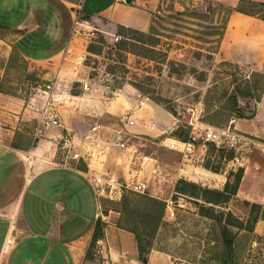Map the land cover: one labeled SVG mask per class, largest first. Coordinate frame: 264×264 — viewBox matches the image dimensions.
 I'll use <instances>...</instances> for the list:
<instances>
[{
  "label": "rangeland",
  "instance_id": "rangeland-1",
  "mask_svg": "<svg viewBox=\"0 0 264 264\" xmlns=\"http://www.w3.org/2000/svg\"><path fill=\"white\" fill-rule=\"evenodd\" d=\"M63 1L70 6L81 2ZM5 9H0V27H13L17 17L12 18ZM151 13L150 27L142 35L115 34L106 41L102 34H96L91 38L93 42L87 43L86 51L80 47L69 52L67 57L61 54L42 62L23 58L10 46L15 33L0 28V122L7 123L2 115L6 109L14 113L36 96L33 102L41 110V119L35 123L34 129L20 130L24 140L20 146L27 147L44 137H36L42 119L51 115L60 118L61 113L73 104L70 101L74 95L88 92L91 87L102 89L103 79L107 76L111 85L131 91L128 97L134 108L132 119H139L132 128H144L147 133L141 138L125 134L124 138L136 144L137 154H152L167 165L162 167V175L155 172L149 175L145 192L166 202L153 249L160 248L169 253L173 264H264V237L253 231L255 221L264 217L261 206L230 194L228 201L223 203V197H215L205 190H222L224 186L215 188L213 184L196 180L190 173L179 175L176 162L180 155L151 140L153 135L165 130L166 135L186 139L192 111L196 110L204 125L216 129L230 127L231 131L241 135L243 142L237 153L246 157L253 150L254 143L264 142L248 131L247 127H253L254 122H251L252 116L243 114L244 110H252L254 100L261 96V73H252L241 65L215 57L226 26L227 9L224 7L205 0H157ZM77 16L83 18L87 15L79 12ZM88 45L96 53L89 52ZM84 83H88L87 89L83 88ZM143 96H148L150 102L138 110L137 102ZM139 113L147 115L139 118ZM128 117L122 115L121 125ZM84 119L86 127L81 131L92 123L90 117ZM147 119L156 127H147ZM1 128L8 126L1 125ZM205 153L203 165L212 172H219L234 155L232 150L209 144ZM105 164L109 168L115 167L116 156L109 152ZM241 174L242 169L227 174L230 181L228 192L232 191ZM131 192L136 193L124 189L122 195ZM207 198L219 201V204L206 203L203 199ZM100 203L102 213L109 216L105 222H100V238L104 242L108 264H130L126 255L117 260L111 258L105 238L108 226L119 227L120 200L101 198ZM227 213L239 219L240 224L232 222ZM113 216L118 217L116 221L111 219ZM224 230L228 233L224 234ZM226 237L232 244L230 250L224 244ZM97 249L102 248L96 242L88 246L86 264H106ZM226 250H229V257L224 260L222 256ZM138 260L142 262L139 257Z\"/></svg>",
  "mask_w": 264,
  "mask_h": 264
},
{
  "label": "crops",
  "instance_id": "crops-1",
  "mask_svg": "<svg viewBox=\"0 0 264 264\" xmlns=\"http://www.w3.org/2000/svg\"><path fill=\"white\" fill-rule=\"evenodd\" d=\"M9 1L10 6L7 5ZM156 1L81 0L70 6L63 0H0V9L5 7L12 18L17 17L13 27L0 28L15 33L10 46L23 58L31 62L48 61L61 54L67 57L69 52L80 47L86 51L87 43L96 34L110 41L118 25L148 30ZM205 1L225 7H235L239 2ZM79 12L87 16L80 18ZM215 57L264 74V21L233 11L228 16ZM99 90L91 87L88 92L74 95L70 101L73 104L61 113V126L47 130L43 138L31 141L27 147L20 146L24 142L20 130L34 129L41 119V110L33 102L36 96L14 113L9 109L2 113L7 123L1 121L0 127L7 125L8 128L0 129V264H86V251L98 219L88 164L96 172L105 168L120 179L133 175L146 181L155 169L167 166L152 154H137L136 144L127 142L131 150L126 151L111 145L119 130L138 138L147 133L144 128H132L139 121L137 117L129 127H125V121L123 125L120 123L123 114L129 116L127 119L133 116L134 108L128 97L130 90L121 89L120 93H107L103 87ZM254 102L249 116L254 126L247 129L264 140V89L259 100ZM143 115L147 114L137 116ZM86 117H90L92 123L81 131L86 127ZM145 121L148 123L150 119ZM93 126L97 128L92 130ZM165 132L153 135L151 140L180 155L176 162L179 175L190 173L196 180L221 189L228 181V173L242 169L234 196L260 205L264 214V142L254 143L251 153L242 156L240 163L228 160L219 172H212L203 165L205 146L197 145L192 159L185 161L178 150L168 147L174 136ZM58 134L72 135L83 156L92 149L95 154L88 161L62 163L61 152L54 141ZM87 134L97 137L98 142L87 140ZM105 146H109V150L105 154L99 152ZM109 152L116 156L113 168L105 164ZM117 218L111 219L116 221ZM253 231L264 237V217L255 221ZM105 238L114 260L126 255L130 264H173L169 253L156 249L148 252L145 262H140L133 235L119 227L108 226Z\"/></svg>",
  "mask_w": 264,
  "mask_h": 264
},
{
  "label": "built area",
  "instance_id": "built-area-1",
  "mask_svg": "<svg viewBox=\"0 0 264 264\" xmlns=\"http://www.w3.org/2000/svg\"><path fill=\"white\" fill-rule=\"evenodd\" d=\"M120 1L125 2V0ZM93 34L94 33L92 32L91 35ZM92 40L93 39H90L89 43L93 42ZM108 81L109 79L107 78V76H105L102 83V87L105 92L116 93L121 91V88H117L111 85L110 83H108ZM83 88L87 89L88 83H84ZM149 102L150 99L148 96L140 97L137 102V107H146L147 103ZM189 110L190 109H188V111ZM195 112L196 110L194 111V113L192 111V117L189 121L190 130L188 132V137L186 139H180L174 136L173 140L168 143V147L178 150L182 154V158L185 161H189L192 159L197 145L206 147V145L209 144L216 148H225L228 150H232L234 155L230 160H233L235 163H240L242 161L243 154L237 152L242 146V136L231 131L230 127H227L225 129H216L211 126L204 125L202 122H200V120L198 119V114ZM133 124V119H127L124 123L125 127H129ZM147 125L151 128L155 127V123L152 121H149ZM60 126V120L56 115H51V117L46 120L42 119L36 129V137H42L47 130H51ZM96 128L97 126H93L91 129L95 130ZM124 135L125 134L122 130L117 131L113 136L111 145H115L121 151L131 150V147L125 140ZM85 137L90 142H98V138L93 135L87 134ZM54 141L57 149L61 152L62 163H68L69 161H78L79 159L88 161L95 154L92 149L87 150V153L85 154V156H83L77 148L73 136L69 134H58ZM97 145L99 146V144ZM108 150L109 146H105V148L100 149L99 152L105 154ZM154 172L157 175H162V171L160 169H155ZM88 179L96 202L97 218L102 222H105V220L108 218V215L102 213V207L100 203L101 198H108L111 201H119L122 197L124 189L142 194L146 192V189L148 187V181L146 180H138L133 175L125 179H120L119 177L113 175L110 170H106L105 168L100 172L91 170L89 168V164ZM96 245L102 248L100 250L97 249V252L101 253L100 256L105 258V263L108 264L106 249L104 247L103 240L101 238L97 239ZM99 245H103V247Z\"/></svg>",
  "mask_w": 264,
  "mask_h": 264
},
{
  "label": "trees",
  "instance_id": "trees-1",
  "mask_svg": "<svg viewBox=\"0 0 264 264\" xmlns=\"http://www.w3.org/2000/svg\"><path fill=\"white\" fill-rule=\"evenodd\" d=\"M208 3L211 4V2H208ZM216 5L227 9V19H228V16L233 11H235V12H239L245 15L257 17L264 21V2L251 1V0H239V2L237 3L235 7H225L221 4H216ZM226 24H227V20H226ZM128 33L142 35L143 31L128 28L122 25L117 26V30H116L117 36L118 35L122 36ZM221 36H222V33H221ZM87 50L91 53L95 52L90 48L89 45H88ZM252 73H257V72H252ZM260 76H262L263 78V85L261 88V93H262L264 89V74L263 75L261 74ZM259 98L256 100H259ZM233 99H234L233 106L236 109L235 98ZM239 179L233 186L231 192H228V188L230 187L229 180L225 183L224 188L222 190L206 189L205 192L215 197H223L222 202L225 203L229 199V194L230 195L235 194ZM182 182L185 185L189 184L186 181H182ZM191 185L196 187V185L194 184H191ZM178 192L184 193L182 192V190L181 191L179 190ZM225 195H228V196H225ZM203 200L206 203L219 204V201H214L210 198L203 199ZM165 208H166V202L164 199H161L156 196H152L151 194H148V193L147 194L145 193L137 194V193L131 192L129 194H123L120 199V210H119L120 217L118 220V224H119L118 226L133 234L135 242H136L137 250H138V257L143 262L146 261V254L151 249H153V240L164 218ZM227 215H228L227 217L232 219V222L236 224H240V220L237 218H234L233 215H231V213H227ZM100 222H101L100 219L96 220L89 247H91L96 242V240L102 236V229L100 227ZM223 233L227 234L228 232L227 230H224ZM224 244H226L229 250L231 249L232 244H231V241L227 239V237H226V240H224ZM157 249L160 251H164V250H161L160 248H157ZM229 250H226L225 252H223L224 256H222V258L224 260H227V257H229Z\"/></svg>",
  "mask_w": 264,
  "mask_h": 264
},
{
  "label": "water",
  "instance_id": "water-1",
  "mask_svg": "<svg viewBox=\"0 0 264 264\" xmlns=\"http://www.w3.org/2000/svg\"><path fill=\"white\" fill-rule=\"evenodd\" d=\"M131 0H125L126 3H129ZM243 114L249 117L252 114V110H244Z\"/></svg>",
  "mask_w": 264,
  "mask_h": 264
}]
</instances>
